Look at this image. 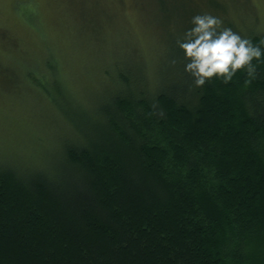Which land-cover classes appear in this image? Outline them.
Returning <instances> with one entry per match:
<instances>
[{"label": "trees", "instance_id": "16d2710c", "mask_svg": "<svg viewBox=\"0 0 264 264\" xmlns=\"http://www.w3.org/2000/svg\"><path fill=\"white\" fill-rule=\"evenodd\" d=\"M185 29L163 39L149 75L140 57L106 64L95 121L71 119L77 134L47 167L0 164V264H264V63L249 85L238 72L195 87L170 63Z\"/></svg>", "mask_w": 264, "mask_h": 264}, {"label": "rangeland", "instance_id": "374dc122", "mask_svg": "<svg viewBox=\"0 0 264 264\" xmlns=\"http://www.w3.org/2000/svg\"><path fill=\"white\" fill-rule=\"evenodd\" d=\"M150 1L0 0L1 165L47 167L60 137L77 134L71 119L81 126L95 121L91 112L106 64L118 59L129 69L140 57L149 75L163 39L190 27L197 2L210 10L204 0L160 2L149 18L160 20L159 36V25L143 13ZM219 6L255 30L264 25V0H221ZM54 80L64 90L56 106L45 91Z\"/></svg>", "mask_w": 264, "mask_h": 264}, {"label": "clouds", "instance_id": "9594fccd", "mask_svg": "<svg viewBox=\"0 0 264 264\" xmlns=\"http://www.w3.org/2000/svg\"><path fill=\"white\" fill-rule=\"evenodd\" d=\"M189 23L176 35L180 56L171 55L170 63L181 64L193 86L203 87L213 80L227 84L238 72L244 74L245 85L258 79V66L264 63V25L257 27L258 39H253L210 10L192 15Z\"/></svg>", "mask_w": 264, "mask_h": 264}]
</instances>
